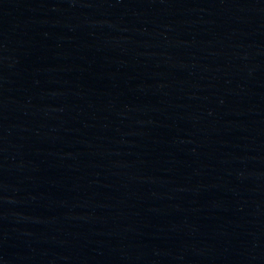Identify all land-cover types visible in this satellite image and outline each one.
<instances>
[{
  "label": "water",
  "instance_id": "1",
  "mask_svg": "<svg viewBox=\"0 0 264 264\" xmlns=\"http://www.w3.org/2000/svg\"><path fill=\"white\" fill-rule=\"evenodd\" d=\"M253 79H264V0H0V144Z\"/></svg>",
  "mask_w": 264,
  "mask_h": 264
}]
</instances>
